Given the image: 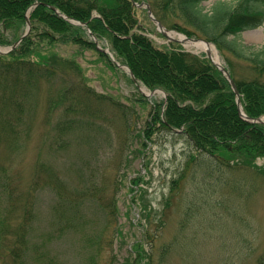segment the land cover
Here are the masks:
<instances>
[{"label":"rangeland","instance_id":"374dc122","mask_svg":"<svg viewBox=\"0 0 264 264\" xmlns=\"http://www.w3.org/2000/svg\"><path fill=\"white\" fill-rule=\"evenodd\" d=\"M215 1L205 0L200 8L206 12ZM25 29L26 24L0 28L6 37L2 49ZM257 29L261 31L249 29L230 38L252 53L264 47V22ZM149 35L158 45L167 43ZM184 48L200 52L190 45ZM40 53L57 72L46 81L40 78L28 91L27 116L16 122L12 105L0 100V118L16 126L13 133L0 132V178L20 180L14 193L16 217L24 211L34 180L40 179L21 264H146L152 251L147 253L142 233L162 211L161 238L172 249L161 264H264L263 156L249 160L234 154L231 164L244 166L228 167L200 154L182 133L162 130L142 145L139 131L149 106L138 99L139 87L124 68L72 42H40L28 58ZM228 60L236 75L245 72L239 59ZM83 86L104 96L83 95ZM162 97L157 93L150 98ZM106 203L112 206L105 208ZM3 204L1 199L0 212ZM113 209L117 223L106 228ZM1 240L0 252L5 250ZM44 252L46 263L41 260ZM6 260L0 256V264Z\"/></svg>","mask_w":264,"mask_h":264},{"label":"trees","instance_id":"16d2710c","mask_svg":"<svg viewBox=\"0 0 264 264\" xmlns=\"http://www.w3.org/2000/svg\"><path fill=\"white\" fill-rule=\"evenodd\" d=\"M144 1L149 3L154 15L167 28L214 43L227 61L226 67L241 94L244 112L250 117L264 115V47L245 53L241 44L230 38L263 23L264 0H236L232 4L217 0L209 12H203L200 8L202 0ZM34 2L37 4L32 5ZM49 5L70 18L87 22L98 38L109 41L116 57L126 63L144 85L149 89L161 87L167 92L166 101L162 99L152 103L139 95L138 99L149 106L148 118L139 131L142 145H148L158 130L172 132L173 128H181L191 147L200 154L210 155L222 165L244 166L239 161L231 164L230 158L234 154L248 159L252 156L264 157V125L248 122L240 116L234 91L222 72L204 53L184 50L176 41L157 45L146 34L148 31L154 32L152 22L144 9L133 4V0H0V28L8 30L26 24L25 12L32 6L29 33L11 51L0 54V100L5 105H12L16 122L18 118L22 120V116H27L28 91L40 78L46 81L57 72L53 62L41 53L28 58L38 43L72 42L106 57L96 48L82 26L71 23ZM158 35L162 36L160 33ZM5 38L0 32L1 44L6 42ZM231 56L242 62L245 69L243 74L236 75L230 67L228 59ZM82 94L88 97L104 96L89 86L82 87ZM48 107L51 108V101H48ZM0 119V132L15 131V121ZM246 163L254 168L250 161ZM40 165L41 170L43 164ZM261 174L264 176V172ZM5 179L0 178V200H4L3 212H0V236L5 249L0 256L6 257V264H21L24 263L25 247L30 240L31 221L36 216L33 208L34 188L40 179L34 180L31 193L24 200V211L20 218L16 217L17 199L14 197L20 180ZM57 179L59 181L60 178ZM176 186L173 184L171 189L174 190ZM62 202L69 204L65 200ZM103 206L108 208L112 205L106 203ZM162 212L155 219H158L155 225H148L142 233V241L149 245L147 253L152 251L146 264H161L172 249L171 242L161 238L164 231ZM114 218L113 209L106 221V228L116 225ZM140 244V241L136 244L139 262L143 256ZM48 259L44 252L41 260L46 263Z\"/></svg>","mask_w":264,"mask_h":264},{"label":"water","instance_id":"95a60500","mask_svg":"<svg viewBox=\"0 0 264 264\" xmlns=\"http://www.w3.org/2000/svg\"><path fill=\"white\" fill-rule=\"evenodd\" d=\"M146 5V7H147V11H148V14H149V16H150V18L157 24V26L159 27V29L161 30V32L162 33H164V34H167L166 33V28L152 15V13H151V10H150V8H149V5L148 4H145ZM64 17L65 18H67V16L66 15H64ZM72 22H75V21H73L72 20ZM76 23V22H75ZM27 26H28V28H27V31L29 30V28H30V21L28 20V18H27ZM24 35V34H23ZM22 35V36H23ZM22 36L19 38V40H17L12 46H11V48L12 47H14L19 41H20V39L22 38ZM170 37V36H169ZM170 38H172V37H170ZM198 40H200V41H204V42H206L207 44H208V42L207 41H205L204 39H202V38H192V37H187V36H184L182 39H178V41H180V42H185V41H189V42H196V41H198ZM96 42H98L97 40H96ZM98 48L99 49H102L103 51H106V49H104V48H101L100 46H98ZM207 56L208 57H210V59L212 60V58H211V54H210V52L209 51H207ZM213 61V60H212ZM219 68H220V70L225 74V76L228 78V80H229V82H230V84H231V86H232V88H233V90H234V92H235V94H236V101H237V105H238V108H239V110H240V113H241V115L244 117V118H246V119H248V120H259V121H262V119L261 118H255V119H250L249 117H247L244 113H243V111H242V107H241V99H240V95H239V93H238V91H237V89H236V86H235V83H234V80L231 78V76H230V73L228 72V70L224 67V66H222L220 63H217V62H215V61H213ZM130 72V75H131V77L133 78V80H136L135 79V77L133 76V74H132V72L131 71H129ZM156 90H153V91H151V94H153L154 92H155Z\"/></svg>","mask_w":264,"mask_h":264},{"label":"bare ground","instance_id":"6f19581e","mask_svg":"<svg viewBox=\"0 0 264 264\" xmlns=\"http://www.w3.org/2000/svg\"><path fill=\"white\" fill-rule=\"evenodd\" d=\"M260 31H261L260 29H256L254 32H260ZM186 44L193 46L198 51H205V50L210 51L213 60L216 62H220L219 55L212 44H206L202 41L189 42V43L187 42ZM141 90L144 91L146 94L149 93V91L144 86H141Z\"/></svg>","mask_w":264,"mask_h":264}]
</instances>
